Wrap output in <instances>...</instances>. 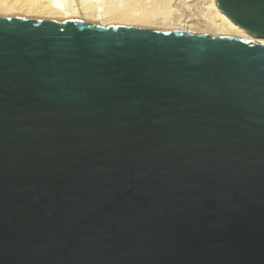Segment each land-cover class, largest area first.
<instances>
[{"label": "water", "instance_id": "95a60500", "mask_svg": "<svg viewBox=\"0 0 264 264\" xmlns=\"http://www.w3.org/2000/svg\"><path fill=\"white\" fill-rule=\"evenodd\" d=\"M0 264H264V44L0 15Z\"/></svg>", "mask_w": 264, "mask_h": 264}, {"label": "bare ground", "instance_id": "6f19581e", "mask_svg": "<svg viewBox=\"0 0 264 264\" xmlns=\"http://www.w3.org/2000/svg\"><path fill=\"white\" fill-rule=\"evenodd\" d=\"M79 1V8H75L72 0H0V15L85 18L98 22L102 27L129 25L155 29H176L188 34H211L214 37L236 36L245 41L264 44L262 43L264 39L248 34L225 16L216 6L215 0H204L206 7L201 8V14L199 9L197 10L203 17L202 20L205 21L204 29L200 27L194 29L192 24L189 25L192 19L183 20L173 13L172 4L178 3V0H129L123 4L116 1L106 2V0H101L105 3L98 0L100 4H97L98 2L96 1V3L95 0L96 4L90 0ZM182 2L183 0H180L179 4ZM101 11L104 12L101 13Z\"/></svg>", "mask_w": 264, "mask_h": 264}, {"label": "rangeland", "instance_id": "374dc122", "mask_svg": "<svg viewBox=\"0 0 264 264\" xmlns=\"http://www.w3.org/2000/svg\"><path fill=\"white\" fill-rule=\"evenodd\" d=\"M72 1H74L73 2V4H75V5H73L75 8H79V6H80V4H79V0H72ZM76 1V2H75ZM90 1H92L93 3H95L96 1L98 2H96L97 4H100L99 3V1L98 0H95V2H94V0H90ZM101 1V0H100ZM114 2V1H116V2H118V3H120V4H123V3H126V2H128L129 0H106V2ZM104 3H105V1H103ZM102 1H101V3H103ZM178 3H176V4H178V5H176V4H172L173 6H172V8H173V13H175V15L176 16H178V17H181V19H183V20H191L192 19V22L191 23H189V25L190 24H192L193 25V27H194V29L196 28V29H199V27L201 28V29H204V24H205V21L204 20H202V16L200 15L201 14V11L200 10H202L203 8H204V6L206 7V5H205V2H204V0H183V2H182V4H179V2H180V0H178L177 1ZM95 3V4H96ZM203 3V4H202ZM79 4V5H78ZM78 5V6H77ZM148 5V4H147ZM188 5V7H190L189 9H188V7L186 8V6ZM193 5V6H192ZM196 5V7H194ZM77 6V7H76ZM182 6V7H181ZM198 6V7H197ZM200 6V7H199ZM193 7V8H192ZM203 7V8H202ZM195 8H196V10H195ZM202 8V9H201ZM175 9V10H174ZM183 9V10H182ZM199 9V11H200V14H199V11H197ZM178 10H181V11H178ZM104 11H101V13H103ZM180 12V13H179ZM184 12V13H183ZM190 12H191V14H190ZM100 13V14H101ZM105 13H107V12H105ZM193 13H195V14H193ZM96 14V13H95ZM104 15V14H103ZM190 19H189V18ZM197 19V20H196ZM200 21V22H199ZM203 22V24H201ZM98 23V22H97ZM197 23V24H196ZM129 26V25H128ZM155 29V28H154ZM209 35H211V34H209Z\"/></svg>", "mask_w": 264, "mask_h": 264}, {"label": "snow or ice", "instance_id": "6c2138e0", "mask_svg": "<svg viewBox=\"0 0 264 264\" xmlns=\"http://www.w3.org/2000/svg\"><path fill=\"white\" fill-rule=\"evenodd\" d=\"M262 43H264V42H262Z\"/></svg>", "mask_w": 264, "mask_h": 264}]
</instances>
